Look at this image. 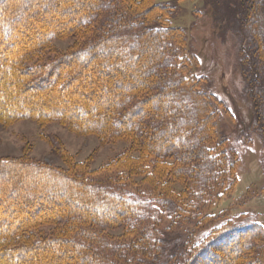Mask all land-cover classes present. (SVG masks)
<instances>
[{"label":"trees","instance_id":"1","mask_svg":"<svg viewBox=\"0 0 264 264\" xmlns=\"http://www.w3.org/2000/svg\"><path fill=\"white\" fill-rule=\"evenodd\" d=\"M254 1L236 0V6L229 7L228 13L242 24L243 9L252 7ZM52 4L56 5L57 12H75V17L67 20L69 25L57 20L51 30L37 37L20 32L33 23L32 19L37 23V14L47 11ZM169 8V4L157 0H0V9L4 12L0 18V117L5 120L31 115L74 118L72 114H64L59 104H65L67 109L73 108L75 117L84 120L85 125L110 137H132L141 151L139 156L126 152L112 162L109 167L120 170V174L106 178H89L81 172L80 166L84 163H72L69 168L21 159L0 163V190L6 187L5 179L10 178L8 182L14 185L9 197L13 202L17 200L25 206L36 203L34 205L44 209L48 202L49 206H56L53 214L33 219L23 211L25 208L9 203V214L0 222V242L2 236L26 231V225L52 217L66 222L56 236L48 239L45 248H37L35 243L1 248L0 264H25L24 261L34 264L39 259L46 264H174L175 255L167 262L162 259L165 239L161 237L160 212L155 209L153 200L129 193L122 180L135 174L144 178L154 175L158 189H165L168 178L175 176L193 180L200 191L195 195V203L180 195L174 201L169 191H160L155 196L157 204L165 209L185 213L189 205L200 208L207 202L209 198L203 195L204 191L212 197L221 180L226 185V174L234 163L221 141L213 144L218 135L214 118L217 99L202 89L199 78L189 69L183 51L187 34L183 27L169 22ZM90 28L93 29L91 35L85 36L82 45L71 55L47 67L45 64L22 65L26 57L50 46L53 35L84 33ZM5 36L7 41L4 42ZM258 40L252 46L259 53L261 69L255 70L251 66L253 57L246 55L243 71L254 83L252 96L256 107L260 106L257 116L264 118V46L263 38ZM71 59L74 66L63 70L66 60ZM62 70L70 76H81L87 71L92 83L85 86L82 94L68 91L70 98L63 101L56 95L69 81L52 79L54 73L60 76ZM34 75L38 77L31 78ZM51 79V90L55 87L56 93L50 90L40 95L39 90H34L40 84L48 87ZM248 86L250 91L251 85ZM234 177L232 175L231 181ZM26 182L35 186L26 188ZM17 213V220L9 219ZM5 222L10 225H4ZM130 222L135 227L131 239L114 238L106 233L105 227ZM259 230H262L259 223L230 227L218 236L207 237L200 245L191 237L194 248L186 264H201L205 255L217 256L212 251L213 243L216 248L225 238L232 240L242 233ZM251 248L256 254L246 257L247 264H264V248L247 239L242 246H236L231 264ZM152 251L160 253L153 256ZM215 261L217 263V258Z\"/></svg>","mask_w":264,"mask_h":264},{"label":"rangeland","instance_id":"2","mask_svg":"<svg viewBox=\"0 0 264 264\" xmlns=\"http://www.w3.org/2000/svg\"><path fill=\"white\" fill-rule=\"evenodd\" d=\"M32 1L35 2V0ZM157 1L169 4L167 16L169 22L185 29L187 40L184 43L183 51L188 67L193 69V75L199 78V85L202 89L217 99L214 118L218 135L213 144L217 145L221 141V146L228 149L229 158L234 164L226 174L224 180L226 185L221 180L224 176H221L219 185L215 186V194L211 197L207 195V191H204L203 195L209 198L207 202L200 208H193L189 205L188 209L184 210L185 213L176 212L174 209H165L157 204L155 196L160 191H169L175 199L174 201H177V196L180 195L186 201L195 203V195L200 191L197 190L198 186L193 180L175 176L168 178L169 182L165 184V189H158L155 186L157 179L154 175L144 178L142 175L135 174L123 179L122 185L136 197L153 200L155 209L160 212L158 218L160 231L163 234L161 237L165 239V250L162 252L163 262H167L168 258L175 255L177 259L172 261L174 264L176 261L178 264H186L190 252L194 248L191 237L200 245L201 241L207 237L218 236L230 227L261 224L262 230L259 232L249 231V233L235 236L232 240L230 237L223 239L218 246L224 248L220 250H218V246L215 248L216 243H213L212 251L220 257L205 255L206 257L201 259V264H231V258H235L236 246H242L246 239L252 240L256 246L260 245L264 248V118L257 116L256 110L260 106L256 107L257 104L252 96L254 83L250 81L249 74L245 75L243 71L244 59L247 56L248 58L253 57L254 64L251 66L255 70L260 71L261 69L259 53L252 45L256 44L258 39L263 38L262 46H264V0H256L251 5L252 7L247 6L243 9L244 13L242 10L239 12L243 13L245 17L242 24L237 21L236 16L228 13L229 7L236 6V0ZM251 10L253 11L251 12ZM43 11L37 14L38 18H35L37 23L32 19L33 23L21 28L20 32L25 31L28 36L36 35L35 37H37V35L51 30L57 20H63L67 26L70 24V21L67 22V20L75 17V12H57L55 4H52L47 11ZM252 13L255 16H252ZM3 16L4 12L0 9V18ZM92 30L90 28L84 33L55 34L50 40V46H45L33 55L26 57L22 65L29 67L45 64L47 67L60 58L71 55L73 51H77L85 38L91 35ZM251 32L255 34L254 37ZM3 41H7L6 36ZM2 44L4 43L2 42ZM73 62V59L66 60L63 70L73 67ZM63 70L60 76H55L54 73L53 77V73H51L52 79L56 77L59 82L60 80L69 81V85L66 83L56 95L63 101L70 98L71 94L68 91L74 90L77 94H82L86 90L85 86L92 83L87 71L81 76H70V74H63ZM33 77L37 78L38 75L31 76V78ZM52 79L49 81L48 87L40 84L34 90H39L40 95L50 91L51 84H53ZM249 84L251 85L250 91ZM255 86L259 85L255 84ZM54 89L55 87L51 91L55 92ZM86 100L90 102L88 97ZM97 100L99 99L97 98ZM59 105L62 106L64 114H72L74 118H68L65 115L39 118L36 115H31L5 120L0 117V163L7 164L10 160L21 159L62 168H69L72 163H84L83 166H80L81 172L87 174L89 178H106L120 174L118 172L120 170L114 169V167L110 168L109 165L125 155L126 152H131L134 156L141 155V151L132 137L124 135L110 137L109 134L100 133L101 131L85 125L84 120L76 118L73 108L67 109L65 104ZM262 111L264 113V103ZM149 169L152 171L153 167L150 166ZM121 170L126 173L125 169ZM232 175L235 176L233 181H231ZM2 177L7 178V176ZM9 180L10 178H7L4 182L8 191L5 188L0 190V198H2L0 222L3 217H7L9 214V203L16 208H25L23 211L33 219L39 215L47 213L51 215L55 212L56 206H52V208L49 206V202L46 209L34 205L36 203L32 204L33 206H25L23 203H17V200L13 202L9 197V191L14 184L8 182ZM26 185V188L35 186L34 184L29 185V182H26ZM19 191L22 193V190ZM28 210L31 212H26ZM12 216L10 215L9 219H18V213L14 217ZM52 218L26 225L27 233L22 230L23 232L2 236L0 249L34 245V243L37 244V248H45L46 243L58 234L61 227L66 225L64 220ZM4 225L9 226L10 223L5 222ZM105 230L111 237L123 240L131 239L135 235L133 234L135 227L131 222L114 228L105 227ZM253 237H255L254 240ZM159 253V251H152L153 256ZM255 254V249L251 248L246 251V254L239 256L235 263L233 261L232 263L247 264L246 257ZM28 256L29 253L24 258ZM215 258L218 260L217 263H215ZM150 259L153 258H148V260ZM27 262L24 261L25 264ZM34 264H46V262L39 259ZM120 264L124 263L120 262Z\"/></svg>","mask_w":264,"mask_h":264}]
</instances>
